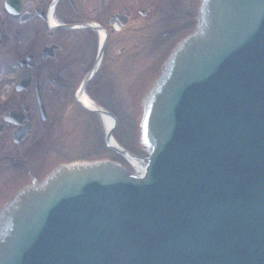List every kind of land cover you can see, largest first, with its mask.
Returning <instances> with one entry per match:
<instances>
[{
  "label": "water",
  "instance_id": "95a60500",
  "mask_svg": "<svg viewBox=\"0 0 264 264\" xmlns=\"http://www.w3.org/2000/svg\"><path fill=\"white\" fill-rule=\"evenodd\" d=\"M143 99L142 176L60 165L0 212V264H264V0H197Z\"/></svg>",
  "mask_w": 264,
  "mask_h": 264
},
{
  "label": "flooded vegetation",
  "instance_id": "af4514ba",
  "mask_svg": "<svg viewBox=\"0 0 264 264\" xmlns=\"http://www.w3.org/2000/svg\"><path fill=\"white\" fill-rule=\"evenodd\" d=\"M172 2L0 0V210L60 160L115 153L107 142L114 120L89 103L112 113L111 145L126 148L115 136L120 87L127 85L135 105L151 83L168 45L157 43L153 62L152 23ZM132 109L120 133L128 143L136 134ZM88 147L95 153L85 157Z\"/></svg>",
  "mask_w": 264,
  "mask_h": 264
},
{
  "label": "rangeland",
  "instance_id": "374dc122",
  "mask_svg": "<svg viewBox=\"0 0 264 264\" xmlns=\"http://www.w3.org/2000/svg\"><path fill=\"white\" fill-rule=\"evenodd\" d=\"M171 2V0H169ZM190 0H188L187 3H185L184 1V5L181 3V5L183 6H176L174 3V0L172 3H170V7L167 8L168 11H166L165 13L162 14L161 13L158 15L157 19H154L153 23H152V31H151V35L153 37V48L157 47V43L160 42V35L163 34L164 32H166V30L174 28V27H178V29L181 31V29H188L192 23V14H191V9H190ZM161 16V17H159ZM144 34V33H143ZM150 33H147L146 35H148ZM176 34V33H175ZM175 34L168 36V40H170L172 37L175 36ZM159 37V38H158ZM138 41H143L144 39H140L139 37L137 38ZM160 47H159V51H160ZM158 50H154L152 51V60L154 62L155 60V56L158 54L159 52ZM142 61H144V59H142ZM147 64H142V66H146ZM138 74V73H137ZM130 87V84H129ZM121 90V101L124 103L121 105L120 107V114H121V124H120V128L118 129V131L115 133L116 138L122 143V145H124L126 148H128L131 151H134L136 153L137 150L134 147V143L135 140L133 137V133L131 132L130 134V143H128L129 138H125L124 135H120V133L123 131V120L126 119V117L128 116V114L130 112L133 111L132 106H131V95L130 92L128 91L127 85H121L120 87ZM98 128V127H97ZM96 129V128H94ZM90 132V130H89ZM88 132V133H89ZM80 133V132H79ZM81 136H85V131L81 132ZM75 139L77 138L76 136L74 137ZM81 141V139H80ZM91 148L88 147L85 150H83V156H88L90 154H93L95 152H91ZM104 151H108L107 148L104 149ZM109 153L110 156H112L113 159L116 160H120L123 161L124 163H126L127 167L134 170V168L132 167L131 164H129L128 162H125V160L119 156L116 153H112L111 151L107 152Z\"/></svg>",
  "mask_w": 264,
  "mask_h": 264
}]
</instances>
